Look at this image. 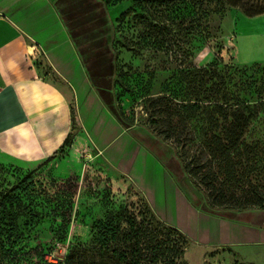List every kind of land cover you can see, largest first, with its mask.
<instances>
[{
    "label": "rangeland",
    "instance_id": "374dc122",
    "mask_svg": "<svg viewBox=\"0 0 264 264\" xmlns=\"http://www.w3.org/2000/svg\"><path fill=\"white\" fill-rule=\"evenodd\" d=\"M97 2H78L90 26L84 41L112 50V22L116 27L131 0ZM233 3L211 16L205 43L179 34L164 50L152 43L140 53L114 43L115 73L94 82L110 81L112 109L162 140L164 151H174L182 188L205 212L243 224L250 230L244 241L207 246L167 229L141 191L103 168L93 152L64 149L24 161L0 149V264L63 262L71 245H96L94 225L109 218L119 226L116 245L139 242L145 262L156 257L157 264H264V60H258L264 57V25L247 24L236 42L238 16L249 8L258 11L264 0ZM133 13L116 34L136 43L143 27L132 26ZM238 114L251 119L238 148L227 151L224 127ZM128 219L137 230L129 228Z\"/></svg>",
    "mask_w": 264,
    "mask_h": 264
},
{
    "label": "crops",
    "instance_id": "0c3cea01",
    "mask_svg": "<svg viewBox=\"0 0 264 264\" xmlns=\"http://www.w3.org/2000/svg\"><path fill=\"white\" fill-rule=\"evenodd\" d=\"M55 2L0 0L1 151L24 161L49 157L73 129L69 150L93 152L103 168L135 185L166 224L207 246L243 242L250 230L205 212L182 188L174 151H164L162 140L126 124L103 101ZM253 21L264 25V13L238 16L237 46Z\"/></svg>",
    "mask_w": 264,
    "mask_h": 264
},
{
    "label": "trees",
    "instance_id": "16d2710c",
    "mask_svg": "<svg viewBox=\"0 0 264 264\" xmlns=\"http://www.w3.org/2000/svg\"><path fill=\"white\" fill-rule=\"evenodd\" d=\"M80 5L83 0H56L55 5L62 18L70 37L76 45L82 62L85 66L92 83L96 87L100 97L103 101L112 109L110 101L108 99L109 89H111L110 81L107 80L106 85H100L94 82L95 77H107L113 75L116 68V60L119 55L118 49L113 46L117 43L125 50L134 51L140 53L146 45L154 44L157 47L156 50H164L165 46L169 42H173L178 38L179 34H190L194 38L195 43H205L206 39L211 35L209 29V23L211 16L216 13L217 8H220L222 12L225 5L235 6L233 0H131V4L119 13V17L115 20L116 27L112 22V50L109 47H100L95 43H89L84 41L87 28L90 27L84 20V11L80 9ZM123 1L128 0H98V4L104 5L111 2L112 5H116ZM102 6V5H101ZM219 10V9H218ZM135 11L131 16L134 21L132 26L140 25L143 27L138 37V42L133 43L132 38H128L124 35L117 36V29L129 19L130 13ZM264 13V7H260L258 11L252 9L243 10V14L246 17H252L258 14ZM156 20V22H153ZM129 20H127L128 22ZM105 68V73L101 74V68ZM182 74H189V72L181 71ZM197 73L203 72L197 69ZM103 90V91H102ZM221 108L220 105H217ZM237 106V105H236ZM112 112L123 122L128 125H132L133 121H127L124 117H121V110L117 112L112 109ZM74 110H72V115ZM123 115H125L123 113ZM223 117H226L225 115ZM233 121H229L224 127L225 139H227L228 150H236L238 148L237 139L246 130L251 116L243 117L242 114L235 115ZM214 127H216V121L210 119ZM73 129L68 133L63 144L56 151H63L69 149L73 137ZM164 138V137H163ZM167 140L168 139H163ZM226 145L221 146V150L224 152ZM55 152V153H56ZM20 187L17 186L12 189L15 192ZM5 198V197H4ZM147 206V204L145 203ZM264 206V205H262ZM264 208V207H262ZM214 209V208H213ZM215 210V209H214ZM153 212V211H152ZM154 214V213H153ZM155 216V214H154ZM127 224L130 229H138L134 220L128 219ZM167 229L185 236L177 228L164 223ZM94 228L97 231V244L96 245H71L63 262L47 263V264H157V258L152 257L148 262H145L144 255L141 253L139 247L140 243L136 242L135 246L130 248L118 247L116 244L117 234L119 226L109 218L104 222L98 221ZM126 241H131V238L126 236L122 237ZM136 248V249H135ZM185 264V263H184Z\"/></svg>",
    "mask_w": 264,
    "mask_h": 264
}]
</instances>
